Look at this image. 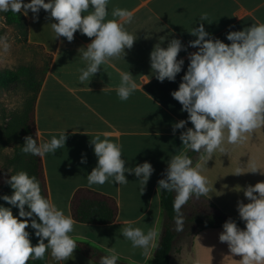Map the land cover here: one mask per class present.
<instances>
[{
	"label": "crops",
	"instance_id": "obj_1",
	"mask_svg": "<svg viewBox=\"0 0 264 264\" xmlns=\"http://www.w3.org/2000/svg\"><path fill=\"white\" fill-rule=\"evenodd\" d=\"M114 7L133 13L132 22L124 26L137 39L131 49H125L124 58L101 65L100 71L83 84L78 79L79 69L86 67V63L78 49L86 48L90 38L78 31L72 42L63 37L56 39L51 28L55 21L43 9L38 19L33 18L31 11L25 15L27 43L44 56H50L36 101V127L40 143L49 142L53 136L58 138L62 132L67 137L65 147L43 155L50 201L65 215L73 218L70 203L79 188L94 189L118 201L119 212L114 222L98 225L73 218L76 223L70 235L107 254L109 249H114L118 259L129 264H150L164 220L158 181L173 155L189 151L179 136L192 125L189 122L185 129L173 133V125L187 120L188 113L181 110L182 105L171 95L178 90L187 71L188 55L198 51L187 47L189 41L196 39L189 31L204 23L212 38L230 44L226 38L228 32L264 23V0H109L108 19L113 18ZM203 13L208 14L206 21L200 20ZM161 38L162 47L172 38L180 39L187 47V51L182 50L178 55L184 65L175 81L159 82L151 70L150 53L156 43L162 42ZM122 72H130L138 85L127 101H121L117 95ZM104 134L122 146L126 167L145 161L152 164L154 172L143 193L138 178L128 173L125 174L128 183L123 185L111 178L103 185L88 184L87 176L97 165L90 140L96 135L104 139ZM222 147L225 151L217 150L210 160L207 156L201 159L203 153H200L193 166L199 164L201 174L208 181L209 192L201 197L223 212L239 217L237 202H249L241 189L264 181L260 171L249 172L252 165L264 171V126L244 134L236 144L225 140ZM82 157L86 163H81ZM238 167L245 173L234 175ZM128 224L145 233L154 229L158 237L147 250L133 248L131 241L121 234ZM244 227L245 224L240 228ZM222 231V226L205 227L196 230L189 240L183 238L169 264H240L241 257L232 256L228 245L219 241ZM48 264L96 263L77 250L68 261H56L49 250Z\"/></svg>",
	"mask_w": 264,
	"mask_h": 264
},
{
	"label": "clouds",
	"instance_id": "obj_2",
	"mask_svg": "<svg viewBox=\"0 0 264 264\" xmlns=\"http://www.w3.org/2000/svg\"><path fill=\"white\" fill-rule=\"evenodd\" d=\"M109 0H0V13H21L29 11L34 19L43 9L50 20L56 39L63 37L68 42L74 40L78 31L90 38L91 42L78 49L86 67L79 69L80 83L90 80L101 69V65L112 59L125 57V49H131L136 36L129 33L125 24L131 23L133 13L127 9L114 7L112 19H108ZM87 13V14H85ZM208 14H201L200 20L206 21ZM189 34L196 39L188 42L187 47L198 51L188 55L189 64L182 77L178 90L172 97L182 105V111L188 113L187 120L173 125V133L182 131L179 139L184 148L203 153L210 160L217 150L224 152L222 144L241 141L244 134L264 126V23H254L240 31H230L224 43L212 38L205 30L204 23L193 27ZM154 45L150 53V66L159 82L175 81L182 71L183 59L179 53L187 47L178 38ZM138 85L130 72L120 73L117 95L121 101H127ZM151 97V96H150ZM152 98V97H151ZM153 99V98H152ZM91 138L90 144L97 157V165L87 176L89 185H103L111 180L116 184H126V173L134 174L144 187L154 172L151 163L145 161L134 167H126L122 158V146L112 142L107 134ZM66 134L53 136L49 142L37 143L31 135L24 138L22 151L25 154L43 156L55 153L65 147ZM81 163H86L82 157ZM260 171L252 165V173ZM245 173L237 168L234 175ZM13 190L12 194L2 198L8 204L19 209V218L13 215L11 208L0 206V264H28L30 259H43L50 249L56 261H68L73 257L77 241L70 235L76 221L64 214L49 199L41 194L40 182L25 171L11 174L5 181ZM158 189L175 192L173 211L177 232L183 231L185 217L182 207L193 197L199 198L209 192L207 178L201 174L200 165L193 166L187 152L173 155L169 161L164 178L158 181ZM249 201L237 202L239 218L245 227L241 229L229 218L223 224L219 241L226 243L232 256H239L240 264H264V181L248 185L241 189ZM240 190V191H241ZM26 207L28 210H26ZM36 217L37 219L33 218ZM30 221V224H29ZM31 227L39 238L33 246L26 229ZM122 236L131 241L133 248L147 250L158 237L154 229L145 233L131 224L121 229ZM47 241V243H45ZM110 254L101 257L100 264H117L118 254L109 249Z\"/></svg>",
	"mask_w": 264,
	"mask_h": 264
},
{
	"label": "trees",
	"instance_id": "obj_3",
	"mask_svg": "<svg viewBox=\"0 0 264 264\" xmlns=\"http://www.w3.org/2000/svg\"><path fill=\"white\" fill-rule=\"evenodd\" d=\"M0 15L3 16L6 24L20 29L27 42V19L23 12L13 13L9 11L7 13H0ZM1 35L2 32H0ZM46 57L48 62L41 73V77L38 76V68L34 65H21L17 68H0V90H12L23 86L28 92L31 91V96H27L22 108L12 112L6 124L0 126V148L7 150L0 164V197L4 195L10 196L13 192L10 185L5 182L7 179H10L11 174L25 171L29 176L37 178L40 182L41 194L50 200L43 156L25 154L22 151L26 136L31 135L37 140L38 144L40 143L35 115L36 101L50 64V56ZM199 154L191 150L187 152L193 164L198 159ZM160 191L164 209V220L150 264H169L173 253L178 249L177 232L173 229V218L175 216L173 201L175 192ZM205 201L206 203H203L204 206L199 209L203 211L200 215L201 218H194L196 220L195 231L205 227L223 226L229 218L234 220L238 227L244 226V222L239 217L223 212L209 200ZM0 206L11 208L13 215L19 218V209L8 204L2 198H0ZM70 207L73 218L78 222L98 225L114 222L119 212L118 201L114 196L90 188L77 189L72 196ZM26 210H28L27 207ZM182 212H184L183 207ZM33 218L38 221V218ZM26 231L29 232L31 243L35 246L39 241V238L35 235V230L29 226ZM49 250L45 253L43 259H30L28 264H48ZM76 250L91 258L96 264H100L101 257L109 255L93 245L80 241H77ZM117 264L129 263L118 259Z\"/></svg>",
	"mask_w": 264,
	"mask_h": 264
},
{
	"label": "rangeland",
	"instance_id": "obj_4",
	"mask_svg": "<svg viewBox=\"0 0 264 264\" xmlns=\"http://www.w3.org/2000/svg\"><path fill=\"white\" fill-rule=\"evenodd\" d=\"M0 68H17L21 65H34L38 68V76L41 77L48 59L42 52L33 46H30L24 39L20 29L6 24L2 15H0ZM27 96H31V91H27L23 86L12 90H0V126L6 124L12 112L22 108ZM7 150L0 148V164L2 157ZM206 201L200 196H193L184 206L185 224L183 231L177 232V246L183 238L189 240L195 232V217L198 219L203 213L201 207ZM200 207V208H199ZM201 218V217H200ZM193 221H192V220ZM163 224V223H162ZM187 237V238H186Z\"/></svg>",
	"mask_w": 264,
	"mask_h": 264
}]
</instances>
